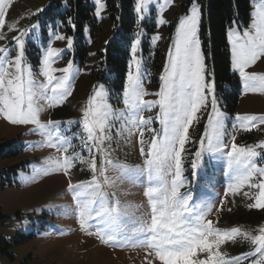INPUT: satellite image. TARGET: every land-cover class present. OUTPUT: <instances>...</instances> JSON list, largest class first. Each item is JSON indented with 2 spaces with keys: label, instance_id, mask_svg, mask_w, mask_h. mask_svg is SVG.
<instances>
[{
  "label": "snow or ice",
  "instance_id": "1",
  "mask_svg": "<svg viewBox=\"0 0 264 264\" xmlns=\"http://www.w3.org/2000/svg\"><path fill=\"white\" fill-rule=\"evenodd\" d=\"M63 3L67 10L70 0ZM174 4L175 0H134L133 11L140 24L154 19L162 27L168 23L165 11ZM12 5L13 0H0V41L5 42L0 44V119L28 128L27 135L41 137L29 147L54 152L41 164H32L31 175L24 181L63 176L74 202L78 230L113 249H143V264H264V225L252 230L220 228L218 219L208 218L214 213L219 217L229 196H241L247 199L248 208L264 210V141L237 143V133L264 126V114L233 117L223 109L214 69L206 63L202 47L201 0H189V6H184L185 13L170 37L156 92L145 87L151 72L145 67L142 40L147 34L141 29L130 43L119 92L98 83L82 105L79 119L68 121H45L42 114L64 105L73 95L80 69L74 59L62 68L55 67L65 49L52 46L53 40L65 41L66 49L73 48L74 38L59 30L61 23L74 27L73 20L58 22L53 14L36 22L51 8L48 5L37 9L29 17L34 22L20 30L19 21L6 24ZM93 8L94 18L102 19L106 3L93 0ZM249 9L247 20L242 21L237 13L228 22L230 70L241 95L264 96V71L252 70L258 61H264V0H249ZM40 27L51 30V35L34 66L28 38ZM9 32L17 34L9 39ZM161 39L157 33L150 43L154 46ZM205 116L202 132L193 139L190 130L199 127ZM190 143L198 145L190 161L191 176L185 169ZM124 148H138L142 163L130 165L114 159V153ZM205 152L227 161L228 183L220 207L204 201L193 203L192 178L197 176ZM77 168L88 179L74 182ZM125 182L145 187L148 210L141 215L136 213L144 206L122 203L115 191H108ZM228 243L248 245L249 250L231 255L222 250Z\"/></svg>",
  "mask_w": 264,
  "mask_h": 264
},
{
  "label": "rangeland",
  "instance_id": "2",
  "mask_svg": "<svg viewBox=\"0 0 264 264\" xmlns=\"http://www.w3.org/2000/svg\"><path fill=\"white\" fill-rule=\"evenodd\" d=\"M103 2L106 3V0ZM90 4L93 6V0H90ZM48 5L52 6V0H13V5L7 14L6 24L19 21L18 28L24 30L34 22L29 17L37 9L47 8ZM184 6H189V0H175L174 6L164 13V17L168 21L165 26L157 27L154 19H146L142 24L138 22L136 30L130 35L126 65L130 56V43L135 33L142 29L147 34L142 40V54L147 60L145 67L151 72V77L145 84L150 93L156 92L159 88V75L171 44L170 37L174 35L179 18L185 13ZM53 14H56L58 22L69 18L65 14L63 6L58 9H48L38 17L36 22L48 20ZM101 16L102 19L95 18L97 30L93 31L90 24L84 28L87 57L83 62L77 56L75 49L77 40L75 26L60 24V34L73 37L74 46L68 50L65 41L53 40V47L65 49L63 58L58 60L54 66L62 68L66 66L69 59H74L80 72L74 80L73 95L64 105L42 114V120L79 119L82 105L98 83H104L114 92H118L114 87L117 83H115L114 73H111V65L108 61L110 58L106 52L109 43L119 38L122 31L112 21L107 3ZM152 24L154 31L151 32ZM157 33L161 35L162 39L152 46L150 37ZM16 34V32H9V39ZM50 35L51 30L45 31L43 27L30 33L28 50L31 63L34 66L38 64L37 57L49 43ZM3 43L5 42L0 41V44ZM91 53H95V55H91ZM252 70L264 71V61H258ZM146 98L154 99L155 97L148 96ZM221 105L226 110L222 99ZM227 112L233 117L238 113L264 114V96L259 94L241 95L236 110ZM206 118L205 116L199 127L194 126V129L190 130L193 139H198ZM154 126L159 127L158 124ZM229 126H231V121ZM75 130L73 128V131ZM27 132L28 128L26 127L15 126L0 119V144H11V147L7 148H10L13 154L16 153L8 158L0 159V264H143V249L131 247L123 250L113 249L78 230L74 202L72 195L66 190L67 184L63 176L52 175L35 183L24 181L25 177L31 175L32 164H41L44 158L54 154L53 150L48 148L29 147L32 142L40 140L41 137L27 135ZM133 139L135 140V138ZM260 141H264V126L251 132L237 133V143L240 145L254 144ZM186 147L188 149L185 160L186 175L191 176L190 161L195 158L192 153L195 152L198 145L190 143ZM113 158L130 165L142 163L138 148H124L122 151L114 153ZM196 171L197 176L192 178V191L195 197L193 203L204 201L220 207L219 201L223 197L228 183L226 159L205 152L201 166ZM109 175H114V173L110 172ZM84 179H88L86 172L79 168L73 170L74 182ZM144 190L145 187L142 184L133 185L127 182L119 185L116 189H108L109 192L115 191L122 203L144 206L140 212L136 213L137 215L148 210L147 201L143 195ZM182 191H187V189H182ZM247 203V199L241 196H236L234 199L229 196L219 217L214 213L208 218L213 222H217L218 219L217 226L220 228L258 229L259 226L264 225V210L250 209L247 207ZM49 205L52 207L49 208ZM229 208L231 211L228 210ZM65 209H69V211L65 213ZM26 221L27 223H25ZM232 246L240 249L248 245L228 243L222 250L229 253Z\"/></svg>",
  "mask_w": 264,
  "mask_h": 264
},
{
  "label": "trees",
  "instance_id": "3",
  "mask_svg": "<svg viewBox=\"0 0 264 264\" xmlns=\"http://www.w3.org/2000/svg\"><path fill=\"white\" fill-rule=\"evenodd\" d=\"M110 17L122 33L108 45L106 55L111 65V73L115 76L116 90L119 92L126 72V59L130 35L138 26L134 14V0H106ZM203 20L201 28L202 47L206 55V63L214 69L217 92L220 95L224 108L234 112L240 100L238 80L230 70V45L226 39V29L231 18L238 13L242 21L247 20L249 0H201ZM119 5V7H117ZM63 0H52V9L63 7ZM65 7V6H64ZM94 8L90 0H70L65 14L71 17L75 26L77 56L83 62L87 57V48L84 43V28L87 24L97 30ZM119 17V19H117ZM151 32L154 25H151ZM124 42V45H123ZM101 56L104 57L103 54ZM11 144H0V159L8 158L13 154ZM8 151H7V149ZM235 249V250H234ZM249 250V246L236 249L232 246L229 254L237 255Z\"/></svg>",
  "mask_w": 264,
  "mask_h": 264
}]
</instances>
